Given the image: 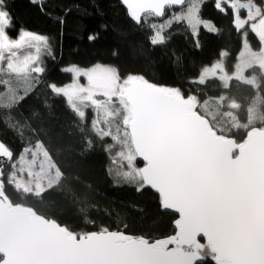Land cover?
I'll return each mask as SVG.
<instances>
[{
    "label": "trees",
    "instance_id": "16d2710c",
    "mask_svg": "<svg viewBox=\"0 0 264 264\" xmlns=\"http://www.w3.org/2000/svg\"><path fill=\"white\" fill-rule=\"evenodd\" d=\"M186 1L200 4L197 26L177 19L180 11L166 12L163 21L149 15L136 23L119 0H0L10 39L23 32L45 39L38 73L0 71V140L12 151L13 162L42 147L60 175L57 183L33 194L14 185L7 167L3 191L13 204L32 207L76 235L108 230L157 240L174 234L176 217L162 211L159 197L141 179L137 185L116 183L109 170L115 154L109 152L108 137L93 127L99 119L93 108L79 115L53 87L73 82L66 71L70 67L111 66L122 81L141 78L192 98L213 129L243 142L250 129L264 128L262 68L227 82L199 79L217 62L232 75L243 37L255 52L260 44L248 25L236 27L226 3L220 8V0ZM109 103L112 112L124 116L120 103ZM212 259L201 264H215Z\"/></svg>",
    "mask_w": 264,
    "mask_h": 264
},
{
    "label": "water",
    "instance_id": "95a60500",
    "mask_svg": "<svg viewBox=\"0 0 264 264\" xmlns=\"http://www.w3.org/2000/svg\"><path fill=\"white\" fill-rule=\"evenodd\" d=\"M262 5L264 0H255ZM130 20L163 21L186 0H119ZM254 34V33H253ZM264 40V16L258 22ZM145 188L176 217L174 234L148 240L116 231L76 235L3 191L12 151L0 140V264H264V129L241 143L215 131L194 101L175 89L133 78L120 95Z\"/></svg>",
    "mask_w": 264,
    "mask_h": 264
},
{
    "label": "rangeland",
    "instance_id": "374dc122",
    "mask_svg": "<svg viewBox=\"0 0 264 264\" xmlns=\"http://www.w3.org/2000/svg\"><path fill=\"white\" fill-rule=\"evenodd\" d=\"M222 2L233 10L237 28L241 29L248 25L256 34L257 24L264 16L262 5L256 3L255 0H220V8ZM197 6L188 4L176 14V18H183L191 26H197L200 4ZM8 23L6 14L0 9V59L5 62V66H0V71L4 73L5 68L12 73L21 74L31 69V72L38 73L41 70L39 57L43 52L45 39L23 32L12 40L6 33ZM203 23L206 27H211L210 23ZM243 40V49L232 75L228 74L223 63L217 62L203 71L199 82H204L205 79L227 82L232 76L244 79L248 70L255 66L261 67L264 72V40L259 42L258 52L250 48L244 37ZM66 71L72 74L73 82L61 88L53 87L54 92L64 96L70 107L81 116L85 114L87 108H93L95 119L97 115L99 117L97 121L94 119L96 123H93V127L99 134L105 135L104 138L108 137L111 141V144L109 142L110 147L108 144L109 152L111 150L115 154L113 158L116 157L114 160L112 158V168H109L111 175L116 183L137 185L139 180H142L141 167L136 162L137 159L127 133L130 110L120 98L122 89L133 78L122 81L113 67L103 65H95L89 69L70 67ZM110 100H116L125 108L126 113L123 117L118 110L112 112ZM194 106L196 108V105ZM11 168L9 177L14 185L22 191L33 194H38L51 187L60 177L54 164L40 146L23 152L17 161L12 163ZM201 255L203 258L214 257L207 247L201 250Z\"/></svg>",
    "mask_w": 264,
    "mask_h": 264
},
{
    "label": "bare ground",
    "instance_id": "6f19581e",
    "mask_svg": "<svg viewBox=\"0 0 264 264\" xmlns=\"http://www.w3.org/2000/svg\"><path fill=\"white\" fill-rule=\"evenodd\" d=\"M122 93V92H121ZM129 107V106H128ZM129 110H130V107H129ZM211 125V124H210ZM212 127V126H211ZM215 130V129H214ZM216 131V130H215ZM127 133H128V131H127ZM128 136H129V134H128ZM129 141H130V138H129Z\"/></svg>",
    "mask_w": 264,
    "mask_h": 264
}]
</instances>
